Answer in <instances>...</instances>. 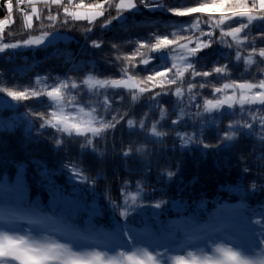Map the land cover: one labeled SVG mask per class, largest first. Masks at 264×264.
Segmentation results:
<instances>
[{
	"label": "snow or ice",
	"instance_id": "obj_1",
	"mask_svg": "<svg viewBox=\"0 0 264 264\" xmlns=\"http://www.w3.org/2000/svg\"><path fill=\"white\" fill-rule=\"evenodd\" d=\"M0 7L6 12L0 18V53L39 47L52 29L69 23L86 22L82 31L87 34L101 18L100 29H108L113 21H125V13L138 14L141 8L169 17L163 26L150 25L146 36L127 40L131 51L111 43L107 62L117 65L116 76L98 73L93 63L76 77L37 75L23 86L0 82V94L27 109L21 123L29 130L35 127L37 137L53 130L50 138L58 149L79 146L77 162L63 165L73 177L92 185L103 179L109 150L99 145L120 128L137 140L121 141L119 152L114 144L111 152L129 176L142 177L131 190L130 179L123 180L116 198L106 186L109 207L125 223L105 231L91 224L81 228L71 214L30 201L21 166L14 184L0 182V264H264V205H220L204 221L192 216L158 222L148 236L128 223L139 209L162 210L168 203L148 202L151 160L145 159L149 144L166 137L174 136L182 149L195 145L222 152L248 140L253 155L262 154L255 166L264 176V0H3ZM16 14L26 38L4 42L5 26L15 23ZM37 30L39 34H33ZM104 43L94 39L90 47L102 49ZM241 61L246 74L256 65L261 78L231 79ZM69 71L80 72V66L73 64ZM207 89L210 96L201 91ZM138 105L147 111L137 118L133 109ZM208 135L216 142H206ZM85 155L101 166L93 176L78 166ZM244 159L242 171L252 180L250 190L264 194V179L251 177L254 165ZM176 175L169 167L156 179L171 181Z\"/></svg>",
	"mask_w": 264,
	"mask_h": 264
},
{
	"label": "trees",
	"instance_id": "obj_2",
	"mask_svg": "<svg viewBox=\"0 0 264 264\" xmlns=\"http://www.w3.org/2000/svg\"><path fill=\"white\" fill-rule=\"evenodd\" d=\"M84 2L90 3L93 0H84ZM0 3H3V0H0ZM112 14H115L114 10ZM5 15V10L0 7V18ZM125 17V21H113L108 29L103 30L99 27V23L103 20L101 18L93 32L87 34L82 31V28L87 26L84 21L58 26L51 30L52 35L62 37L60 36L53 43L0 53V82L8 86H23L32 82L37 75L51 76L53 79L58 76L63 78L65 75L76 77L81 72H88L93 63L97 72L104 76L118 75L117 65L107 62L111 58L108 55L111 52V43L124 45L125 50L131 51V45L125 43L127 40H136L141 35L146 36L151 30L150 25L163 26L169 19L165 14H153L143 8L138 14L125 13ZM9 31L16 35L8 37ZM23 31L22 19L16 14L15 23L5 26L4 42L26 38L22 36ZM33 34H39L38 30ZM98 38L105 42L102 49L91 48V40ZM223 51L228 50L223 49ZM220 62L228 63L223 59ZM73 64L80 66V72L69 71ZM143 67L139 65L138 69ZM244 67L243 62H239L238 67L232 69L231 79H251L253 76L257 80L261 78L256 65L252 66L247 74L244 72ZM140 74L147 75L145 72ZM209 79L215 82L214 78ZM47 82L52 83V80ZM201 91L204 95L210 96L211 89ZM26 110L0 94V182L14 184L17 171L23 166V188L30 201L39 203L46 210L55 207L57 210L71 214L74 222L81 228L91 224L105 231H111L115 225H123L125 221L119 217L118 212H113L105 199V188L108 186L111 195L116 198L123 180L130 179L131 190L134 189L135 181L142 177L129 176V173L121 167V163L117 162L118 158L111 149L115 144L116 152H119L121 141L126 144L129 140H137V137H129L127 130L120 128L109 135L106 144L101 142L99 147L109 150L103 165V179H98L95 185L85 184L73 177L68 169L63 168L64 164L77 162L79 146L69 145L58 149L50 138L53 130H47L42 136L37 137L35 127L29 130L27 124L21 123ZM133 111L138 118L147 109L138 105ZM191 111L195 112V108ZM224 123L227 121L225 120ZM186 130L191 132L193 129ZM206 142L216 141L213 136L208 135ZM149 150L145 159L151 160L150 178L147 182L151 185L149 191L152 193V199L148 202L164 199L168 203L162 210L151 207L141 208L130 218L128 221L130 227L137 231H145L146 236L156 231L158 222H179L192 216L198 217L201 221L207 220L220 205L227 204L234 207L241 202L252 208L264 205V194L259 190L255 193L250 190L252 180L246 178L249 174L242 171L246 166L244 158L247 157L248 162L254 165L251 167L250 176L264 179L260 169L255 166L260 164L257 158L262 154L256 151L253 155V147L248 140L241 141L233 151L222 152L195 145L182 149L179 141L175 140L174 136H169L164 138L162 143L149 144ZM78 166L88 170L86 175L89 176L95 175L101 167L90 155H85L83 163ZM169 167L176 171L177 175L171 181L165 177L158 182L156 178ZM45 169L47 175L44 174ZM257 182L259 187V181ZM157 212H160V215L154 216L153 214Z\"/></svg>",
	"mask_w": 264,
	"mask_h": 264
},
{
	"label": "rangeland",
	"instance_id": "obj_3",
	"mask_svg": "<svg viewBox=\"0 0 264 264\" xmlns=\"http://www.w3.org/2000/svg\"><path fill=\"white\" fill-rule=\"evenodd\" d=\"M60 36L61 35H56V34L51 35L50 37L47 38V40L45 41V43L43 45L55 42L56 40H58L60 38ZM63 38H65V37H63ZM21 48H24V47H21Z\"/></svg>",
	"mask_w": 264,
	"mask_h": 264
}]
</instances>
